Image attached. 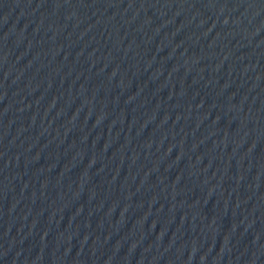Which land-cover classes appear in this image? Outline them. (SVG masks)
<instances>
[{
  "label": "water",
  "instance_id": "95a60500",
  "mask_svg": "<svg viewBox=\"0 0 264 264\" xmlns=\"http://www.w3.org/2000/svg\"><path fill=\"white\" fill-rule=\"evenodd\" d=\"M0 264H264V0H0Z\"/></svg>",
  "mask_w": 264,
  "mask_h": 264
}]
</instances>
